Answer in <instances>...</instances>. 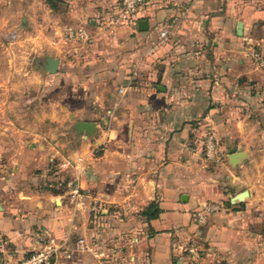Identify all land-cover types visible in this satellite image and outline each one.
Instances as JSON below:
<instances>
[{"label":"crops","instance_id":"1","mask_svg":"<svg viewBox=\"0 0 264 264\" xmlns=\"http://www.w3.org/2000/svg\"><path fill=\"white\" fill-rule=\"evenodd\" d=\"M56 3L0 0V253L29 257L49 232L114 264H195L194 243L198 264H264V0H147L122 28L121 0ZM80 160L102 215L71 203Z\"/></svg>","mask_w":264,"mask_h":264},{"label":"built area","instance_id":"2","mask_svg":"<svg viewBox=\"0 0 264 264\" xmlns=\"http://www.w3.org/2000/svg\"><path fill=\"white\" fill-rule=\"evenodd\" d=\"M121 3V12L113 16L111 19L110 25L113 28H122L135 24L137 22V16L140 10L146 5L147 0H121ZM69 36L71 38H80L81 40L88 39L84 30H79L77 32L70 30ZM167 36V32L162 33V38H167ZM14 37L15 35H12L11 39ZM251 58L261 66H264V57L261 54L255 53ZM121 92L124 93V90ZM205 156L206 160L209 162H217L221 159L219 145L213 136H208L206 140ZM75 168L77 175L68 182V193L74 209L79 212L88 211L91 215H102L104 211L102 202L88 194L81 184L82 176H85L88 171L84 166V160H80ZM217 209V206H209L207 211L212 212ZM45 235L47 237L44 240L42 247L35 251L31 256L26 258H16L12 256H4L3 253H0V264H55L61 254H63L67 260H72L75 253L78 251L93 253L99 264H114L115 258L118 254L116 249L95 250L94 248H91L85 239L78 241L75 250H68L59 246L56 239H54L49 232H46ZM186 252L194 256L196 259L195 264H198L197 262L202 259V254L196 243L186 249Z\"/></svg>","mask_w":264,"mask_h":264},{"label":"water","instance_id":"3","mask_svg":"<svg viewBox=\"0 0 264 264\" xmlns=\"http://www.w3.org/2000/svg\"><path fill=\"white\" fill-rule=\"evenodd\" d=\"M147 27H148V24L146 22H141L140 23V30L141 31H145L147 30ZM240 31H242V25H240ZM59 61L58 60H55V59H52V58H49L47 60V71L50 73V74H56L58 73V70H59ZM78 129L80 132H85V133H88V134H92L95 130V125L94 124H90V123H81L78 125ZM240 200H243V197L240 198Z\"/></svg>","mask_w":264,"mask_h":264},{"label":"trees","instance_id":"4","mask_svg":"<svg viewBox=\"0 0 264 264\" xmlns=\"http://www.w3.org/2000/svg\"><path fill=\"white\" fill-rule=\"evenodd\" d=\"M56 1L57 0H48V3L52 6L54 10H57L58 2L56 3ZM159 215H160V210L155 203L152 204L144 214V216L147 218L149 222L158 219Z\"/></svg>","mask_w":264,"mask_h":264},{"label":"rangeland","instance_id":"5","mask_svg":"<svg viewBox=\"0 0 264 264\" xmlns=\"http://www.w3.org/2000/svg\"><path fill=\"white\" fill-rule=\"evenodd\" d=\"M19 26L18 27H22V25H21V23L20 24H18ZM21 29V28H20Z\"/></svg>","mask_w":264,"mask_h":264}]
</instances>
